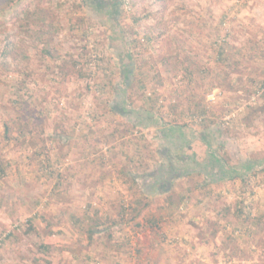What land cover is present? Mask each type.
Wrapping results in <instances>:
<instances>
[{"label": "rangeland", "instance_id": "obj_1", "mask_svg": "<svg viewBox=\"0 0 264 264\" xmlns=\"http://www.w3.org/2000/svg\"><path fill=\"white\" fill-rule=\"evenodd\" d=\"M3 7L0 264H264V174H254L264 167V0H0ZM44 26L59 30L54 41L61 60L89 52L85 78L79 73L85 66L62 72L43 46L32 48L40 38H31V31ZM8 37L26 42L24 51L32 49L4 68ZM225 39L244 56L235 59L239 63L227 78L214 68ZM176 53L197 82L190 85ZM135 66L147 78L146 91L157 92L165 106L159 115L164 122L175 123L182 111L168 108L194 95L191 105L205 103L211 111L205 117L216 123L204 128L187 120L186 135L161 139L157 126L164 122L154 114L144 117L143 92L137 84L129 90L125 85ZM206 73L211 76L203 78ZM24 79V113L32 120L24 122L25 135L14 125L8 142L3 124L17 118L12 91ZM126 96L132 106L123 101ZM111 104L126 111L111 114ZM170 139L193 171L204 174L196 187L176 182L173 205L154 197L136 216L130 206L139 188L123 170L134 173L138 157L154 170L162 160L157 147ZM182 170L178 175L186 174ZM248 175L246 183L228 179ZM141 181L150 193L153 181ZM249 215L254 222L242 229L239 217ZM98 220L107 223L98 230L107 231L91 239L89 229Z\"/></svg>", "mask_w": 264, "mask_h": 264}, {"label": "trees", "instance_id": "obj_2", "mask_svg": "<svg viewBox=\"0 0 264 264\" xmlns=\"http://www.w3.org/2000/svg\"><path fill=\"white\" fill-rule=\"evenodd\" d=\"M20 6H21V4H18L16 6L18 13H22V10H20L21 9ZM0 9H1L2 16H5V13H3V11H5V8L3 7ZM19 10H20V12H19ZM44 27L45 28L44 29L42 28V30L40 32L35 31V30L31 31V33H30L31 38L33 37L34 39H36V36H38V38H40V40H39V42H38L39 44H37V46L34 45L32 47V45H30L28 47L30 49H32V48H39L40 46H43L41 51L44 52V55H46L50 61H52V60L56 61L54 63L56 68H59L62 72L65 71V68H67L68 70L71 71V69L73 67L78 68L79 66H82V65H83V67L85 66V72L84 73L81 72L84 68L79 70L80 76L85 78L86 73H88V71H90L89 65L91 64V62L89 59L91 58V56H90L89 52L88 51L80 52L79 56L77 58L71 57L72 61L67 60V58H64V60H61L62 56L59 53V49H60L59 44H56V42L54 41L55 34L58 33L59 30H53L51 28L52 26L48 30H46V26H44ZM24 44H26V42L21 41V40H17V39H15V37L11 38V39H10V37H8L6 39L5 45H4L2 52H1V63L4 66V68H7V66H8L7 64L10 63L9 61H12L13 59H18L20 56L24 57V58L26 57L25 54L28 53L30 49L24 51V49H23ZM65 55L71 56L69 53H67ZM215 55H216V59H215V63H214V68L218 71V74L223 73L226 76V78L230 76V73L235 70V67L239 63L235 59H239V58L242 59V56H243L242 52H240L239 48L237 49L236 47H234V49H232V47H230V45L228 44V41L226 39L223 40L218 45V48H217ZM181 56H182L181 53H176V57H175L176 60L175 61L178 64H180V66H182L184 71L189 73V75H190V79H189L190 82L189 83H190V85H192L194 82H197L196 81L197 79L193 76L194 73L191 72L189 66L186 63L187 61H183ZM237 56H238V58H237ZM81 60H83V61H81ZM172 63H174V62H172ZM123 69H124V71L126 70L125 67ZM208 71H209V69H208ZM209 72L211 73V71H209ZM125 75L127 78H129V74L126 71L123 74L124 78L126 79ZM30 76L31 75H29L27 79H30ZM209 76H211V74L208 75V73H206V76L202 75L203 78H207ZM27 79L26 80L24 79L23 80L24 82L23 81L21 82L23 84V86H20L19 89H17V87H16L15 88L16 90L12 91V96L14 97V100H12V101L14 102V104L16 106L17 118L15 120L7 121L3 124L4 139L8 142H11V140L13 138L14 130H16V129H14V125L18 126V124H19L20 129H23L22 135H25L24 126H28V125L25 124L24 122H29V121H27V118L30 121L32 120L31 116H30L32 114H25L24 113L27 109L26 104L28 103V101L24 99V97H23L24 95L22 94V91H23V87H25L26 84H27V87L29 89V84H28ZM146 79L147 78H144V80H143L140 78V75H139V73H137L136 66H135V72L133 74L132 82L131 81L129 83L126 82L125 85H126L127 89L129 90L131 87H133L134 84L135 85L137 84V87L139 88V90L141 92H143V94H142V107L140 108L141 111H139V112H141L144 117L149 116V114H154L155 117H159V120L163 121L164 116H162V117H160V116H161L162 110L165 106H162L161 104H159L160 99L157 96V92H155V91L147 92L146 91L148 89L147 88L148 84H146ZM135 85H134V87H135ZM263 88H264V80L261 82L259 90L263 89ZM20 96H22V97H20ZM193 97H194V95L186 98L184 101L179 100L178 102H180V103L178 105L173 104L168 108L169 113L172 112V113L176 114L179 110H181L182 112H181V114H179V116L174 118L175 123L174 122L173 123H166L163 121L164 122L163 124H165V125L157 126L158 130L163 133L161 135V139L163 137H166V136L171 138V137L175 136L176 134H179V135L185 134L186 135V130L188 129V125H189V122L187 120L191 121V119H194L195 121H199L201 126L204 128H207V127L213 125L214 123H216L214 120H211V119H208V117H205V114L207 115L208 113H211V111L207 108L205 103L199 105L193 101L194 104H193V106L191 105V100L193 99ZM123 101L125 103H128V105L132 106V103H131L130 98L128 96H126V99ZM124 102H122V103H124ZM202 102H203V100H202ZM109 109H110L109 112H111V114H117L120 116L123 114L124 111H126V107L120 106V105L118 106L116 104H114V105L111 104V106H109ZM213 115L216 116V114H213ZM182 120L185 122L179 124L178 122H180ZM127 125H131L132 129H134V130L136 128V125L133 123L132 124L127 123ZM231 129H233V128H230V126H224V128H223V130L225 131L226 134L233 133V132H231ZM131 142H134V140H132ZM178 148H179L178 144L176 145L172 139H170L168 144H160L159 148L157 147V149H158L157 152L162 157V160H161V164L156 166L154 170H152V169L149 170L148 166L146 164L143 165L142 161H144V158H142V157L134 158V162H138V160H140V161L142 160L141 162H139L138 167L137 166L134 167V169H135L134 173H127L126 170H123L124 171L123 174L125 176H127L128 179H131V181L139 188L137 190V192L139 193V196L137 197V201L135 203V206L134 207L130 206L131 210H133L132 212L136 213V216H140V214L152 204L154 197H167L166 202L170 206L173 205V203H174L173 193L175 191V186H176L175 183L178 181L187 180L188 182H191L194 185V187L197 186V182H196L198 180L197 178L201 177V174L203 175L204 173L201 170H200V172L199 171L194 172L193 168H192L194 166L189 165L190 162H188L187 160H185L184 157H182V154L179 152ZM210 151H211L213 158H214V155H215L214 152L212 151V149H210ZM163 154L166 155L167 159H165L163 157ZM219 162L221 164L220 165L221 168L225 167L221 163L223 161L220 160ZM190 168L192 169V170H190L191 172L188 171ZM180 170L185 171V172H183V174L184 173H186V174H184L183 176L178 175V171H180ZM258 172H261L262 174H264V167H262L261 171L256 170V172L254 174L257 175ZM4 173H5V165L0 162V179L2 178ZM110 175L111 174L109 173V176ZM243 177L240 178L237 176H230L228 179L229 180H235V179L239 178L242 182L246 183L248 181V179H249L248 177H250V175H248L247 177H244V178ZM146 178H149L151 181H153L149 185V190L151 191L150 193H149V191L147 192L142 185L141 179L144 180ZM219 179L220 178H218L216 181H220ZM224 179L225 178H223L222 181ZM209 185H210L209 182L208 183L206 182L205 184L201 183L200 187L201 188L202 187H208ZM225 211H227V213H228L227 216L231 213V210L228 208ZM122 213H123V216H125L124 214L126 212L124 209L122 210ZM237 215H239V214H237ZM239 219L240 220H239L238 225H240L242 229L249 227V224L251 222H254V219L250 215L246 218L239 217ZM28 222L30 224L31 231H33L34 230L33 220H29ZM152 223L155 224L156 221H152ZM106 224L107 223H101V221L98 220L96 227L92 226L89 229L90 238L92 239L93 235L95 233H99V231H101V232L107 231V230H103V231L98 230L99 226H102V225L105 226ZM260 225L261 224H258V227ZM45 248L49 249V247H47V246L44 247V249Z\"/></svg>", "mask_w": 264, "mask_h": 264}]
</instances>
